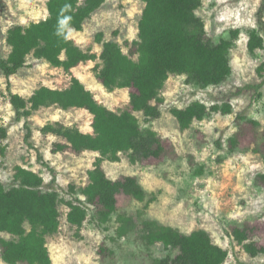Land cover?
Wrapping results in <instances>:
<instances>
[{
    "label": "rangeland",
    "instance_id": "374dc122",
    "mask_svg": "<svg viewBox=\"0 0 264 264\" xmlns=\"http://www.w3.org/2000/svg\"><path fill=\"white\" fill-rule=\"evenodd\" d=\"M48 1L0 0L1 28L7 32L12 26L27 27L46 19ZM144 7L143 0H106L81 31H69L76 45L96 54L97 60L67 73L29 57L27 67L11 77L12 91L29 98L43 85L66 89L76 77L108 109L117 113L129 110L133 89L109 91L97 79L102 44L96 42V36L103 33L104 41L116 40L125 54L137 60L130 45L138 40ZM262 8L264 0H202L197 14L213 44L232 40L233 32H239L229 52L232 75L220 86L206 89L188 84L185 76L171 75L162 91L165 102L161 117L145 124L142 113H135L143 129L151 128L160 135L166 154L136 164L121 154L119 161L103 163L110 179L135 177L146 192L144 202L119 195L118 213L103 226L92 220L90 212L81 229L72 227L67 222L66 206L72 199L85 200L82 192L89 183L88 172L99 154L53 153V145L64 141L41 133L45 125L61 123L92 134V115L81 109L50 107L36 111L28 120H18L9 101L7 81L0 75V126L8 129V138L0 149V179L10 187L16 167L22 166L41 175L46 189L59 193L61 225L47 238L52 264H153L161 258L175 257L177 251L146 242L142 223L147 219L183 234L207 231L216 245L229 252L224 264H264V254L252 257L231 236L233 229L249 227V242L264 246V184L257 182V177L264 174V87L262 98L254 89L263 80L258 68L264 62V50H248L249 32L259 27ZM4 50L9 52L8 47ZM194 102L208 106L230 103L233 112L212 113L182 129L171 109H183ZM27 126L32 131L30 141L26 140ZM233 137L238 139L235 148L229 142ZM122 213L130 215L136 225L120 239L116 230ZM2 238L11 237L0 233ZM0 264H6L1 249Z\"/></svg>",
    "mask_w": 264,
    "mask_h": 264
},
{
    "label": "trees",
    "instance_id": "16d2710c",
    "mask_svg": "<svg viewBox=\"0 0 264 264\" xmlns=\"http://www.w3.org/2000/svg\"><path fill=\"white\" fill-rule=\"evenodd\" d=\"M145 7L138 23V40L130 45L137 60L124 53L116 40L104 41V34L96 36L102 44L97 79L109 91L133 89L130 109L121 113L99 103L95 95L76 77L66 89L47 86L37 88L29 98L12 91L11 77L27 67L29 57L43 60L54 68L70 73L82 63L97 60V55L83 51L69 37V31H81L87 20L100 10L106 0H49L48 17L25 27L12 26L4 32L0 26V75L7 81L9 101L18 120H28L36 111L57 107L62 110L81 109L93 117V133H84L61 123L47 124L43 135H54L63 143L53 145V153L72 151L81 154L96 152L93 169L88 172V185L83 189L85 200L72 199L67 222L81 229L92 220L103 226L118 213V196L123 194L144 202L146 192L135 177L110 179L103 168L105 161L117 162L125 154L131 163L160 159L166 147L160 135L151 128L143 129L135 113H142L145 124L162 115V91L171 75L185 76L187 83L202 89L217 87L232 75L229 52L239 32L232 40L213 44L207 37L203 20L197 11L202 0H143ZM264 8L260 10L257 29L249 32L248 50H264ZM117 33H115L116 36ZM9 52L5 53V48ZM262 82L255 86L258 98L264 87V62L258 68ZM233 112L230 103L208 106L194 102L186 108H173L171 114L182 129L194 121H203L212 113L228 115ZM26 140L31 129L27 126ZM264 135V133H263ZM8 138V129L0 126V149ZM231 148L238 139H230ZM219 148L222 147L218 143ZM264 184V174L257 177ZM74 189V187H71ZM61 199L52 188H45L41 175L25 167H16L13 183L7 187L0 179V233L10 239H0L2 259L6 264H52L47 238L55 235L61 225ZM117 237L122 239L135 228L134 219L122 213L117 218ZM145 240L162 244L177 251L175 257H165L153 264H224L229 252L216 245L205 230L183 234L156 220L143 221ZM250 228H235L231 236L243 245L252 257L264 254V246L249 242ZM237 264H248L238 261Z\"/></svg>",
    "mask_w": 264,
    "mask_h": 264
}]
</instances>
